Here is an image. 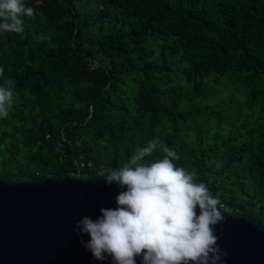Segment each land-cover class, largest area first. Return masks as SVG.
<instances>
[{
  "label": "trees",
  "instance_id": "1",
  "mask_svg": "<svg viewBox=\"0 0 264 264\" xmlns=\"http://www.w3.org/2000/svg\"><path fill=\"white\" fill-rule=\"evenodd\" d=\"M78 173L264 226V0H0V176Z\"/></svg>",
  "mask_w": 264,
  "mask_h": 264
},
{
  "label": "water",
  "instance_id": "2",
  "mask_svg": "<svg viewBox=\"0 0 264 264\" xmlns=\"http://www.w3.org/2000/svg\"><path fill=\"white\" fill-rule=\"evenodd\" d=\"M0 264H264V226L156 182L0 176Z\"/></svg>",
  "mask_w": 264,
  "mask_h": 264
}]
</instances>
